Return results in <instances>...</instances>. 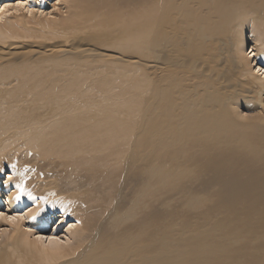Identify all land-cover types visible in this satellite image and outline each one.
Returning <instances> with one entry per match:
<instances>
[{"label":"bare ground","instance_id":"6f19581e","mask_svg":"<svg viewBox=\"0 0 264 264\" xmlns=\"http://www.w3.org/2000/svg\"><path fill=\"white\" fill-rule=\"evenodd\" d=\"M60 1L68 14L58 19L11 13L0 24V161L10 145L14 154L18 144L54 147L65 172L52 193L62 194L71 209L53 195L48 203L35 198L32 188L38 184L12 171L8 178L15 179V189H7L8 194L0 190L10 213L9 220L4 217L9 228L0 231V264H264V79L250 65L252 60L255 67L264 64V0ZM12 8L5 6L0 15ZM72 11L81 14L73 18ZM232 21L241 30L250 25L255 33L251 57L243 55L242 32L236 41L233 66L243 77L239 85L245 100L224 98L216 86L209 91L206 79L196 89L200 75L209 78L201 72L213 62L202 61L194 69L189 59L186 84L161 75L148 103L127 96L129 88H143L134 83L133 52L166 48L173 41L180 56H189L202 35L218 41L220 30ZM85 26L106 28L120 54L119 62L113 57L109 64L86 58L75 63L93 67L96 62L112 70L119 82L115 93L111 87L103 89L107 106L101 115L87 113V105L66 108L72 94L82 95L80 79H42L40 72L32 73L40 68L29 58L32 50L13 44L20 37L55 34L61 48L49 49L45 56L63 55L70 48L72 54L89 55L80 46ZM46 61L52 70L59 65L54 59ZM71 72L78 75L79 70ZM40 99L51 102V116L35 112ZM257 104L262 114L241 120L238 109L251 110ZM144 110L147 121L137 123L136 113ZM44 157L36 164L45 166ZM212 183L220 193L210 196L219 199L215 205L191 198L199 191L197 184L205 189ZM52 188L45 187V192ZM175 191L184 197L174 205L178 210L169 212L167 200L177 197ZM28 200L34 205L21 215L17 208ZM58 205L61 210L53 220L62 222L73 212L70 237L39 247L44 235L56 239L55 231L49 232L48 212ZM178 211L180 218L175 216ZM25 216L34 228L25 227Z\"/></svg>","mask_w":264,"mask_h":264},{"label":"rangeland","instance_id":"374dc122","mask_svg":"<svg viewBox=\"0 0 264 264\" xmlns=\"http://www.w3.org/2000/svg\"><path fill=\"white\" fill-rule=\"evenodd\" d=\"M30 5H33L34 8L32 9ZM39 5L41 7L38 9ZM5 6L14 8L5 14L0 15V24H3L5 19H7L11 13H16L21 17L24 15L26 17H33L35 15L36 18L46 21L55 20L68 14L66 6H64V3L60 0H44L41 3H39V0H0V12ZM80 14L81 13L76 14L74 11H72L70 16L75 18ZM82 32L83 34L80 40V46H84L89 51H91L89 55L72 54L73 50L70 48L69 50L71 52H67L63 55H61L59 52H54L58 56H45V52H47L49 49L61 48V38L57 37L55 34L44 33L42 36H34L33 38L31 36H25L24 38L20 37L17 39V41H14L13 44L17 46H23V49L32 50L29 58L35 63H38L40 66V68L33 71L32 73L40 72V75H43L41 76L42 79H54L59 83H66L76 78L80 79L77 84L79 85V90L82 92V95H78L77 93L72 94L71 98L67 99L68 106H65L66 108L71 107L73 110H80L85 107L84 105H87V113H97L101 115L104 108L107 106V103H105L107 94L103 92V89L111 87V93H115L120 88L119 82L115 80L112 70H109L106 67L98 66L96 62L92 63L93 67H85L75 63H80L82 59L86 58L104 60L109 64L111 61H114L112 59L113 57H115L116 62H119L118 58L120 57V54L119 51L111 45L112 36L106 32V28L94 30L93 27L85 26L82 29ZM240 32H242L246 38L243 55L246 57H251L253 52L250 51L252 48H254L253 39L255 33L252 31V27L250 25L244 27V29L241 30L240 25H238L236 21L228 23L220 30L217 38L218 41H216L212 35L211 39H207V36L202 35L201 43L197 44L193 48H189V56L187 55V52H185L183 56H180L177 53L176 46L172 44L173 41H171V45L166 48L159 46L153 51L148 49L139 51L134 50L135 52H133V57L135 60L133 59V65L136 67L137 74V76L135 75L134 83H138L143 88H129L127 91V96L139 102L141 105L148 103L151 98L152 90L158 87L156 80L161 75L166 81H180L181 83L186 84V80L190 71V65L188 63L189 59L190 64H194V69H197L198 64L202 61L210 60L213 62L211 65L206 66L204 71L201 72L208 75L209 78H203L200 75L199 80L195 82L196 89L202 85L199 81L206 79L211 83L209 91H214L212 86H216L217 88L215 91L221 92L224 98H227L231 95H236L234 100H245V97L240 96L243 92L240 91L241 87L239 85L243 82V77L239 75L238 68L233 66L234 55H236V41ZM198 36L199 35L196 37ZM203 41L205 42L202 43ZM256 44L259 43L256 42ZM169 50L171 52H166ZM175 55L179 58V60H176L177 57ZM47 59H54L59 62V65L52 70L50 67V62L46 61ZM252 63L253 60L251 61L250 65L254 74L264 79V64L258 65L259 67H255L252 65ZM46 65H48V69H44ZM73 69L79 70L78 75H75L71 72ZM98 70L101 71L100 75L89 74L85 76L81 74L82 71L85 73H92ZM54 77H59V80L55 79ZM60 99L61 98L57 100L60 102ZM78 102L85 103L81 104ZM50 104L51 102H49L48 99L38 100V109L35 111L37 115L41 117H43L45 114L51 116L55 109ZM261 114L262 110L259 104H257L256 107L253 105L251 110H247L244 106L238 109V115L241 120H246L248 116L251 115ZM147 115L148 114L146 110L136 113V122L145 124V121H147ZM59 118L64 117L60 116ZM14 148L16 150V154L11 152L13 150V145H10L8 147L7 155H4V161H0V170H2V172H0V181H2L0 182V190H3L5 192L4 194H6L7 189H15V179L12 180L11 178H8L13 176L12 171L17 172V174L25 173L29 179H31L32 183L38 184V186L32 188L35 198L38 196L43 197L48 203L50 201L49 197L53 195V199L58 202L62 201L61 204L66 206L65 209L70 210L71 205L67 204V201L66 199H63L62 194L58 193L55 195V192L52 193L54 187L57 188L61 185L59 184V179L65 172V169H63L57 160L59 158L55 153L56 149L54 147H49L48 145L38 146L36 148L30 149L24 144H18L14 146ZM44 149L46 150L44 151ZM43 155H45L43 161L46 162V165L40 166L36 163H40L41 160L36 159L42 157ZM32 162H35L34 165ZM202 182L203 180L200 178L198 184H202ZM198 184L197 187L199 191L196 194H192L191 198L199 200L204 206L211 202H213V205H215L219 199H211L210 196L214 194L220 196V193L217 191V184L212 183L208 188L205 189H201ZM49 186L53 187L51 192H45V187ZM175 194L177 197L167 200V204L169 205L167 211L169 212L171 209L178 210V208L174 205H176L178 200L180 201L184 197L183 194L179 196L180 191H175ZM154 195L156 196L157 194ZM4 198L5 196L0 197V201L2 202ZM33 205L34 203L28 200V202L22 203V205L17 208V212L23 215ZM187 206L190 207V203H187ZM60 210L61 208L58 205V207H54V211L48 212L51 218L49 223V225H51V229H49V232L55 231L56 239L47 238V236L44 235L42 241L38 243L39 247L49 248L51 242L65 241L68 237H70L68 227L70 224L69 222L73 221V212H70L67 216H64V220L62 222L61 218L53 220L52 217L54 215L56 216V212H60ZM8 212L9 210H7L6 201H3L0 205V231L2 229L9 228L8 223L10 222L5 221L6 219L9 220L10 218V213ZM192 215H194V213ZM175 216L180 218L179 211ZM29 220L30 221L28 222V219H26L25 216V227L31 226L34 228V226L30 225V223L32 224L31 219ZM22 229H25L24 226H22ZM31 233L32 232H29V235H31Z\"/></svg>","mask_w":264,"mask_h":264},{"label":"snow or ice","instance_id":"6c2138e0","mask_svg":"<svg viewBox=\"0 0 264 264\" xmlns=\"http://www.w3.org/2000/svg\"><path fill=\"white\" fill-rule=\"evenodd\" d=\"M17 199H19V196H17Z\"/></svg>","mask_w":264,"mask_h":264}]
</instances>
